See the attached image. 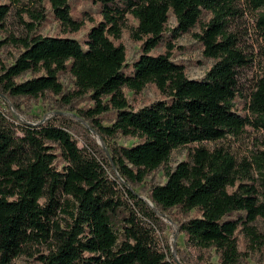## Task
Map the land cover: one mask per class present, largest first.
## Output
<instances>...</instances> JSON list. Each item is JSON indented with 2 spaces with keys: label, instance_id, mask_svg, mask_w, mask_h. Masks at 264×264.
<instances>
[{
  "label": "trees",
  "instance_id": "1",
  "mask_svg": "<svg viewBox=\"0 0 264 264\" xmlns=\"http://www.w3.org/2000/svg\"><path fill=\"white\" fill-rule=\"evenodd\" d=\"M68 1L48 0L60 36L39 35L29 25L24 36L0 41V49L9 44L20 50L0 69V95L38 99L49 93L63 106L88 97L93 106L78 114L96 135L138 143L108 145L106 152L89 141L81 149L62 121L21 124L19 135L0 111V264H12L33 244L47 246L45 254L32 250L39 264H176L152 234L156 217L147 203L125 187L118 194V179L139 184L160 167L166 180L150 190V201L162 211L198 214L179 225L187 248L213 249L219 264L239 263L240 239L245 249L264 248V141L262 151L241 160L222 146L201 145L246 130L264 135V76L242 95L238 71L253 60L228 31L243 5L253 13L264 59V0H87L99 7L100 21L88 19L92 27L83 45L68 37L84 26L70 18ZM203 12L210 16L206 21ZM28 13L43 19L39 10ZM7 14L0 5V33ZM170 16L176 23L171 30ZM194 28L202 55L213 61L202 81L187 78L184 66L172 61L170 41L151 55L166 33L175 39ZM124 31L140 43L130 66L120 42ZM27 73L32 78L18 81ZM64 73L73 79L67 93L59 82ZM146 85L161 99L132 109L124 90L138 95ZM108 111L115 119L104 127L98 117ZM179 148H187L186 159L171 169L170 155ZM58 157L65 164L61 170L53 166ZM62 207L69 218L63 226L55 220ZM122 212L127 214L120 224Z\"/></svg>",
  "mask_w": 264,
  "mask_h": 264
},
{
  "label": "rangeland",
  "instance_id": "2",
  "mask_svg": "<svg viewBox=\"0 0 264 264\" xmlns=\"http://www.w3.org/2000/svg\"><path fill=\"white\" fill-rule=\"evenodd\" d=\"M0 5L8 7V14L5 18V30L0 33V41H4L9 35L21 37L27 34L28 26L33 27V32L42 36H60V26L54 18V13L49 5L48 0H0ZM70 18L73 21H84V26L77 32L70 34L68 37L73 38L84 44L87 32L92 27L88 19H93L96 23L100 21L99 7L92 1L87 0H69ZM39 10L43 14V19L35 21L28 13V10ZM240 13L230 22L228 31L234 33L237 39V45L242 49L247 58H251L253 62L247 67L238 71V84L242 95H247L252 83L264 76V59L260 54L261 41L259 40L254 30L253 13L241 5ZM203 19H209V15L202 13ZM129 24H134L129 20ZM176 26L174 18L170 16L168 21V29L171 30ZM199 30L194 28L192 32L178 36L175 39L170 37L169 32L164 35L163 41L159 46L151 51V55H158L164 51V44L170 41L173 45L172 61L178 65L184 66L187 78L191 80L202 81L205 78L206 72L212 67L213 61L205 58L202 55L200 43L193 37V33H198ZM120 42L126 50V66H130L136 61L140 54V43L133 41L129 37V33L124 31ZM20 53V50L12 45L6 44L0 49V69L2 66H9ZM129 73V71H127ZM32 78V75L27 73L20 77L18 81H24ZM59 82L62 84L63 92L67 93L73 90V79L69 74H61ZM124 96L127 99L130 107L138 110L152 102L161 99V95L153 85H146L138 95L124 90ZM235 104L241 107L243 104L242 98H237ZM93 106V102L88 97H83L74 101L71 105L63 106L60 104V97L45 93L38 99L28 97H9L0 95V111L4 115L6 121L15 127L17 134L20 135L18 129L21 124H42L47 121L58 124L66 122L67 132L78 148H88L89 141L96 145L99 149L107 151L106 146L126 147L129 148L138 143V140L116 136L112 139L102 140L90 130L86 120L80 117L78 110ZM101 125L104 127L110 126L115 119V112L108 111L98 117ZM262 141L264 135L261 132L254 130H246L242 135L235 138H227L217 143H203L201 145L212 149L222 146L227 149L237 160L243 157H250L256 151H262ZM56 151L55 154H58ZM187 148H179L172 151L168 166L173 169L179 162L186 159ZM65 164L62 158L58 157L53 166L57 170ZM110 179L113 177L107 172ZM117 176V175H116ZM256 178V175L254 176ZM164 169L160 167L147 175L139 184L124 183L118 179V194L123 193V188H128L139 199L147 203V206L154 212L156 221L151 226L152 234L157 240V244L161 250L166 252L176 264H219L218 255L213 249L194 250L187 248L184 243V234L180 232V223L186 222L198 216L195 211H190L184 214L179 208H172L166 211L160 210L149 199L150 190L155 186H160L165 183ZM62 210L57 211L55 220L61 226L68 221V215ZM70 209V208H68ZM127 212H122L118 221L121 224V217ZM261 226V225H260ZM263 228V226H261ZM244 242L239 243L241 258L238 264H264V248L260 250L245 249ZM25 250H30V253H25L12 260V264H39L37 254L32 250H39L41 254H45L47 250L45 244H33Z\"/></svg>",
  "mask_w": 264,
  "mask_h": 264
},
{
  "label": "water",
  "instance_id": "3",
  "mask_svg": "<svg viewBox=\"0 0 264 264\" xmlns=\"http://www.w3.org/2000/svg\"><path fill=\"white\" fill-rule=\"evenodd\" d=\"M90 130L92 131V129L90 128ZM93 132V131H92ZM107 152V151H106Z\"/></svg>",
  "mask_w": 264,
  "mask_h": 264
}]
</instances>
